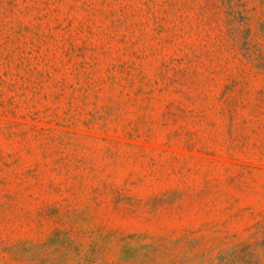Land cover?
<instances>
[{"label":"rangeland","instance_id":"rangeland-1","mask_svg":"<svg viewBox=\"0 0 264 264\" xmlns=\"http://www.w3.org/2000/svg\"><path fill=\"white\" fill-rule=\"evenodd\" d=\"M0 264H264V0H0Z\"/></svg>","mask_w":264,"mask_h":264}]
</instances>
